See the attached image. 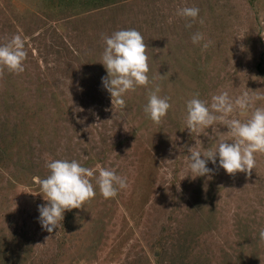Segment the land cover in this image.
<instances>
[{"label":"rangeland","instance_id":"374dc122","mask_svg":"<svg viewBox=\"0 0 264 264\" xmlns=\"http://www.w3.org/2000/svg\"><path fill=\"white\" fill-rule=\"evenodd\" d=\"M184 7L198 16L178 15ZM120 29L142 34L150 80L125 94L124 121L99 62L103 37ZM194 33L204 40L193 44ZM16 34L25 70L0 66V264H264V153L251 175L209 162L193 179L188 149L233 137L220 121L212 141L186 129L197 94L210 107L213 95L248 93L249 106L234 103L225 119L264 109V0H0V45ZM157 86L171 104L159 124L144 112ZM55 159L92 169L96 195L49 233L35 178ZM97 165L127 188L105 199Z\"/></svg>","mask_w":264,"mask_h":264},{"label":"clouds","instance_id":"9594fccd","mask_svg":"<svg viewBox=\"0 0 264 264\" xmlns=\"http://www.w3.org/2000/svg\"><path fill=\"white\" fill-rule=\"evenodd\" d=\"M198 13L199 9L196 7L177 10L178 15L192 19H195ZM103 39L105 47L99 62L105 67L107 75L101 78V83L110 94L113 109L119 107L121 121H124L125 94L135 91L137 86H147L150 83L147 46L142 34L136 29H120ZM191 39L193 44H198L204 40V37L201 33H194ZM25 44L26 38L16 34L6 44L0 45V66L13 73H22L25 70L23 62L27 55ZM201 46L207 48L208 42H204ZM158 92V86L155 90H150L148 101L144 106V112L157 124L171 108L169 98L159 96ZM250 99L248 93H244L243 97L237 98L234 103L240 109H245L249 106ZM211 100L209 107L206 101L198 98L197 94L186 102V129L191 135L195 133L198 137L203 133L212 141L216 132L214 124L220 121L227 126L233 139L231 142L221 139L215 147L204 152L189 148L191 161L189 171L193 175L188 176L195 179L210 173L213 169L207 166L209 162L222 167L228 174L245 172L251 175L256 164L254 154L264 153V109L257 108L250 119L241 122L238 119H225L234 107L227 92L213 95ZM214 112L221 115H215ZM209 127L212 129L211 134L204 131ZM195 140V144L200 143V139ZM46 167L49 169V174L42 179L35 178L39 184V194H42L45 201L37 206L39 212L37 219L43 230L52 233L54 229L60 227L66 211L84 207L96 192L89 179L94 177V171L82 166L77 160L55 159L46 162ZM96 168L98 175L95 176V184L105 199L115 197L120 189L127 188V178L117 174L114 169L99 165ZM259 238L264 240V229L260 230Z\"/></svg>","mask_w":264,"mask_h":264}]
</instances>
